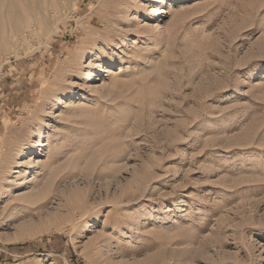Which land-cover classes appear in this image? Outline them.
Instances as JSON below:
<instances>
[{
    "label": "rangeland",
    "instance_id": "374dc122",
    "mask_svg": "<svg viewBox=\"0 0 264 264\" xmlns=\"http://www.w3.org/2000/svg\"><path fill=\"white\" fill-rule=\"evenodd\" d=\"M0 264H264V0H0Z\"/></svg>",
    "mask_w": 264,
    "mask_h": 264
}]
</instances>
